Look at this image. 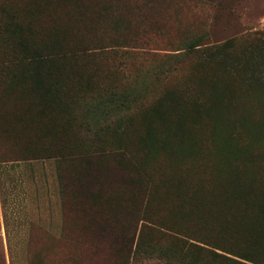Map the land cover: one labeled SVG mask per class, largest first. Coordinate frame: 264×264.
<instances>
[{"label": "rangeland", "instance_id": "1", "mask_svg": "<svg viewBox=\"0 0 264 264\" xmlns=\"http://www.w3.org/2000/svg\"><path fill=\"white\" fill-rule=\"evenodd\" d=\"M111 6L112 14L102 13L93 30L77 13L57 10L37 24L39 40L24 39L21 51L7 48L0 56L11 62L1 72L0 132L12 138L6 143L0 136V150L15 142L12 160L0 162V264L218 263L211 250L196 249L195 243L177 248L170 236L145 224L135 249L126 241L124 231L141 218L134 179L149 171L135 131H142L147 113L164 93L173 104L226 108L196 139L200 149L176 166L189 185L214 183L213 178L224 179L240 165L264 164V0H117ZM31 73L54 83L75 81V92L85 90L82 102L97 122L102 111L118 103L112 105L110 95L120 96L116 99L124 106L113 108L107 116L111 122L101 121L107 127L99 140L106 149L121 146L122 152L103 150L89 161L79 155L92 144L83 135L88 118L83 120L74 104L67 109L69 125L33 119L32 110L20 106L13 82ZM117 123L121 126L114 130ZM20 132L25 140H18ZM191 132L177 130L174 123L162 131L164 138L184 141L193 138ZM46 133L55 138L41 136ZM201 163L208 165L207 178L196 171ZM148 184L153 191V183ZM262 199H251L243 219L230 206L231 215L222 211L216 226L229 231L251 263H264V237L256 238L258 224L252 219ZM128 206L134 214L129 218ZM146 209L150 219L164 217L155 205ZM212 216L217 214L191 227L197 238L219 239ZM231 216L233 222L227 220Z\"/></svg>", "mask_w": 264, "mask_h": 264}, {"label": "trees", "instance_id": "2", "mask_svg": "<svg viewBox=\"0 0 264 264\" xmlns=\"http://www.w3.org/2000/svg\"><path fill=\"white\" fill-rule=\"evenodd\" d=\"M114 2L117 3V0H0V56L7 48L11 51H21L24 39L39 40L36 37L37 24L43 19L52 16L53 12L57 10L72 14L77 13L78 19L85 23L89 29L93 30V27H98V17L102 13L104 14L105 12L107 14L108 12L112 14L111 4ZM116 23H118V18L114 19L111 25L115 26ZM10 64L11 62L6 58H0V84L3 82L1 72ZM45 78L38 75V73H31L13 81L18 87L17 92L22 101L20 106L28 108V110L31 109L33 112L31 117L33 119L38 123H45L47 126H52L53 124L55 126L57 124L60 126L69 125L70 118L68 117L67 109L72 108L74 104L77 112L81 113L83 120L86 118L89 120L92 117L91 125L87 123L88 120L83 121V135L91 142V148L81 152L79 155L89 161L90 156L95 157L97 156L96 154H99L97 152L103 150L106 153L112 151L122 152L121 146L117 149L112 147L106 149L105 146H101L103 144L99 140V135L104 131V127H107V125L103 126L100 124L101 121L109 119V122H111V117L107 116L113 114V108L118 109L124 106V100L120 102L116 99L118 97L120 99V96L110 95L109 102L113 105L117 100L118 103L112 108H108L105 112L102 111L104 114L100 116L101 121L97 122L99 118L95 114V116L93 115V110L86 103L82 102L84 97L82 95L85 94V90L82 95L81 92L79 95L75 92L74 88L77 86L75 81H67L65 83L57 81L54 83L52 80H46ZM9 87H11V84ZM9 90L10 88L7 91ZM169 99L166 93L162 94L156 103L152 105L151 111L147 113L148 117L145 119L148 120L145 121L142 131H135L139 140V149L144 152L149 171L141 172L134 179L137 180L138 192L135 195L139 197L138 206L139 202L141 204L139 211L141 218L132 220L130 228L124 231L126 241H129L131 247L135 249L139 244L140 228L145 224L151 228H158L161 230L162 235L170 236L174 243L177 244V248L195 243L198 244V246L194 247L196 249L201 247L211 250V257L218 262L217 264H220V262L221 264L251 263L240 246L233 242L229 231H226L227 229H219L216 226L220 224L219 220L224 214L222 211L230 214V208L232 207L233 210H237L241 217L249 211L251 199L259 200L264 197V164L240 165L232 168V175H227L224 179L213 178L214 183L209 179V183L204 186L189 185L190 183H187L188 178L186 176L182 178L181 173H179L181 170L176 169V166H178L182 158H189L196 150L200 149L196 146V139L199 140L200 133L207 128L208 123H217L218 119H221L222 113H224L226 108H224L223 104H209L204 105L205 107L202 108L201 105L182 104L185 105L182 106L171 103ZM24 115H21V118ZM77 119L80 122L79 118ZM172 123L176 124L177 130L182 128L184 131H192L191 136L193 138L189 141L178 140L177 138L174 140L172 138L171 140L164 138L163 129L165 130V127ZM7 125L8 122L5 126ZM120 126V123H117L113 129L115 130ZM3 130L1 124L0 131ZM0 136L5 141L12 139L11 134L4 135L0 132ZM41 136L55 138L54 134L46 133ZM17 137L19 141L26 138L21 132L17 133ZM51 141L57 142L58 139H52ZM22 142L24 143H20L23 144L21 146H25V141ZM12 143L14 144L15 142ZM13 144L6 146L4 152L0 150V162L12 160L10 153L13 152L11 147ZM201 144L200 147H203ZM159 148L161 151L157 152L156 150ZM163 154L165 155L161 156ZM33 158L38 157L34 156ZM64 158L57 156V159L60 160H64ZM14 160L16 161L17 159L15 158ZM196 171L203 172V178H207L208 165L205 166V163L198 165ZM109 172L114 171L110 170ZM111 175L109 173L108 176ZM125 181L127 186L128 181L131 180L127 179ZM151 182L153 183V191L148 187V183ZM107 189L110 190L108 186ZM218 193L219 196L217 195ZM112 200V198H105L104 202L109 203ZM257 202L259 210L257 213L255 212L256 215H252L254 217L252 219L256 220L258 224L255 230L256 238L262 239L264 237V201ZM149 204L155 205L157 211L162 212L164 217L150 219L151 217L147 216L148 210L146 209ZM209 208L213 209L210 211ZM214 208H216L217 212ZM133 210L137 213L135 205ZM202 211H205L208 216L212 213L217 214V217L212 216L211 224H216L214 228L219 231V239L211 240L208 236H205V238L203 236L202 238L195 236L194 232L196 233V231L191 227H193L194 223L204 225L207 219L205 212L199 213ZM126 214V217L134 215L131 206L127 207ZM233 219V216H231V220L227 218L230 222H233ZM182 223H185L184 227ZM221 235L226 236L224 240ZM130 261H132V257L129 252ZM251 264L264 263L252 262Z\"/></svg>", "mask_w": 264, "mask_h": 264}]
</instances>
